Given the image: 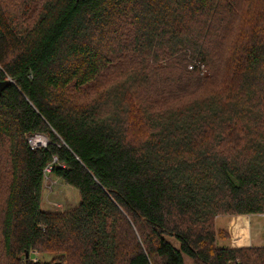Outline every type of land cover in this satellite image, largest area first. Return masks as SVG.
<instances>
[{
	"label": "trees",
	"instance_id": "1",
	"mask_svg": "<svg viewBox=\"0 0 264 264\" xmlns=\"http://www.w3.org/2000/svg\"><path fill=\"white\" fill-rule=\"evenodd\" d=\"M6 79L0 264H264L215 227L264 214V0H0Z\"/></svg>",
	"mask_w": 264,
	"mask_h": 264
},
{
	"label": "rangeland",
	"instance_id": "2",
	"mask_svg": "<svg viewBox=\"0 0 264 264\" xmlns=\"http://www.w3.org/2000/svg\"><path fill=\"white\" fill-rule=\"evenodd\" d=\"M202 67V74L205 72V70ZM43 136V139L45 142L47 141L46 136L42 133L38 136ZM45 136V137H44ZM44 180V186L42 191V198H41V207L43 211H50V212H59L63 210H67L69 208H72L76 206L79 202V196L77 190L74 188L64 184L60 179H57L53 177L50 173L46 174ZM239 218L237 225H234V228H232V224L235 218L231 219L228 216H218L215 219V227L216 230H225L228 233V238L225 240H217V244L219 246H230V247H237V242L235 241L236 245L234 244V236L237 237L241 233L240 237H242V245L248 244L249 240L245 239L243 236L248 237L249 231L251 230V227L255 229V224H261L264 226V214L262 215H255L251 217H245L247 215H241ZM259 222V223H258ZM247 224V225H246ZM231 225V230L227 229V226ZM257 227V226H256ZM243 229V230H242ZM231 235V236H230ZM172 242L178 247V243L176 241ZM240 242H238L239 244ZM231 244L233 246H231ZM241 244V243H240ZM238 247H248V246H241ZM237 247V248H238ZM37 257L41 260H49L50 258H45L43 255H37ZM185 264H194V262L189 259L188 257H184Z\"/></svg>",
	"mask_w": 264,
	"mask_h": 264
},
{
	"label": "crops",
	"instance_id": "3",
	"mask_svg": "<svg viewBox=\"0 0 264 264\" xmlns=\"http://www.w3.org/2000/svg\"><path fill=\"white\" fill-rule=\"evenodd\" d=\"M251 216H255V215H247L245 217H251ZM243 217L244 216L241 217V215H240V216H232L230 218L231 219L235 218L234 221H236L237 218L239 219V218H243ZM253 224L255 226V229H253V227H251V230L248 232L249 233L248 237L243 236L245 239L249 240L248 244L242 245V243H243L242 239H241L242 237H240V235H242L241 233H239L240 235H238L237 237L234 236V244L236 245V243H235V241H236L237 247L239 245H241V246H256V247L264 246V226H262L260 223L259 224L253 223ZM230 227H231V225L227 226V229L231 230ZM238 242H240L241 244L240 243L238 244ZM231 246H233V245L231 244Z\"/></svg>",
	"mask_w": 264,
	"mask_h": 264
},
{
	"label": "built area",
	"instance_id": "4",
	"mask_svg": "<svg viewBox=\"0 0 264 264\" xmlns=\"http://www.w3.org/2000/svg\"><path fill=\"white\" fill-rule=\"evenodd\" d=\"M40 134H32V135H28L26 140L30 146V148L33 150V149H37V148H40V147H45L48 143V140L45 142V140L43 139V136H38ZM45 137V136H44ZM46 172H51V166H48L46 168ZM238 221L239 219L237 218L236 221H233V224H232V228H234V225H237L238 224Z\"/></svg>",
	"mask_w": 264,
	"mask_h": 264
},
{
	"label": "water",
	"instance_id": "5",
	"mask_svg": "<svg viewBox=\"0 0 264 264\" xmlns=\"http://www.w3.org/2000/svg\"><path fill=\"white\" fill-rule=\"evenodd\" d=\"M11 84H12V81L10 79H6L4 81L0 80V95L4 91V89Z\"/></svg>",
	"mask_w": 264,
	"mask_h": 264
}]
</instances>
